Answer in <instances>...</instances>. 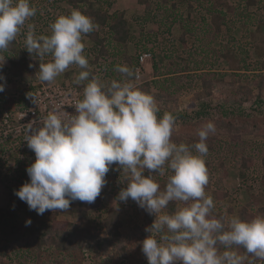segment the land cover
I'll use <instances>...</instances> for the list:
<instances>
[{
	"label": "clouds",
	"instance_id": "clouds-1",
	"mask_svg": "<svg viewBox=\"0 0 264 264\" xmlns=\"http://www.w3.org/2000/svg\"><path fill=\"white\" fill-rule=\"evenodd\" d=\"M35 14L30 0H0V51L8 48ZM95 27L79 10L58 16L50 24V35L37 36L34 25L28 24L25 49L41 61L51 57L39 63L36 75L41 82H54L72 65L85 69L74 83L88 82L83 98L75 101L74 114L65 118L59 108H53L41 123L28 124L25 141L35 160L26 168L29 182L15 195L38 215L67 210L76 200L91 204L100 196L110 166L117 164L129 178L116 199L130 198L155 214L145 228L150 235L141 242L148 264H244L245 257L231 250L233 245L264 259V215L250 220L232 217L226 223L223 217L211 215L215 205L205 192L209 177L204 157L215 125L207 122L197 129L199 142L177 144L172 141L176 118L168 112L157 117L154 97L129 79L139 78L129 67L117 65L115 70L124 79L111 80L107 86L98 77L89 80L82 39ZM3 63L0 56V70ZM4 80L0 75V81ZM5 83H0V92ZM166 171L167 183L161 190L152 173L164 176ZM173 201L182 206L172 214L163 212ZM25 225L30 226L31 219ZM218 245L225 250L220 252Z\"/></svg>",
	"mask_w": 264,
	"mask_h": 264
},
{
	"label": "rangeland",
	"instance_id": "rangeland-1",
	"mask_svg": "<svg viewBox=\"0 0 264 264\" xmlns=\"http://www.w3.org/2000/svg\"><path fill=\"white\" fill-rule=\"evenodd\" d=\"M91 1L95 8L102 7L110 11L115 10V8L123 9L126 18L134 29H136L134 27L136 19L140 20L145 13L141 3H135L133 0ZM173 1L178 3L180 0ZM191 1V7H181V16H179V12L175 14L177 18L180 17L179 21L177 20L174 23L171 20L174 17L171 11L170 13L158 11L152 21L149 20L143 24L141 33L136 31L137 35L129 43V53L135 55V53L142 50L143 46L145 48L152 47V53L151 57L147 58L141 66V77L136 79L134 75L129 79H132L136 85L152 79L164 81L163 83L168 85L177 79L185 80L188 78L185 83L180 80L183 86L173 92L175 101L170 106V110L175 113H186L190 116H187L183 122H179L180 120L173 115L176 120L172 141L177 144L184 143L191 146L199 142V137L196 134L197 129L207 122H212L216 131L214 134H210L206 140L208 154L204 157L209 177L205 192L213 198L215 205L212 213L223 214L225 223L232 217H239L240 211L243 212V210L246 212L248 210V213L253 215H264V111L257 107L253 99L245 104L241 112L236 111L232 98L237 96L238 93L234 91L235 94L232 96L229 91L230 86L242 85L244 87L247 85L255 87L254 83L256 81L264 79V7L261 5L262 0ZM222 1H225L228 7H240V14L237 15L239 17H237L236 22H229L235 19L236 16L225 4L221 3ZM111 3H114L115 7H112V5L110 7ZM30 6L36 9V14L25 22L17 35V41H25L28 24L34 25L36 35L41 31L49 32L51 31L50 24L58 16L66 15V12L71 10V7L61 0H33L30 1ZM205 9L207 11L208 9H224L227 16L226 20H229V23H221L219 31L208 27L193 29L198 34L200 30H206L203 32L204 34H200L194 39L196 44H192V39L188 38L184 46L179 36L184 30V26L190 25L186 24V18L196 17L198 20V17L203 15L206 19H209ZM168 25L171 27L169 31H167ZM95 28L98 29L99 26ZM202 36L204 37L202 38ZM82 42L85 45L83 54H89L87 56L89 68L86 70H93L95 76L103 77L106 74L109 59L99 57L98 61L93 62L95 55L92 52L91 45L94 43L85 36ZM190 51L193 53L191 59L188 56ZM24 53L28 54V51L21 49L19 52L20 55H24ZM168 54H170L169 57ZM0 56L4 57L3 64H7V58L1 52ZM44 59H51V57L48 56ZM117 59L116 65L127 66L134 73V70L126 62L119 57ZM170 60L176 61L183 68L166 71L165 66ZM154 64H156V69H154ZM32 65L35 72H38L36 64L32 63ZM171 67L174 68V64ZM115 68V66L110 68L112 73L114 72L115 76L124 79V76L117 72ZM83 70L85 69L72 65L60 74L52 84L64 85L69 83L76 87L83 98L85 84L77 86L71 80L75 79L79 72ZM156 70L160 72L156 73ZM0 75L5 78L0 83L6 81L4 91L0 92V103L6 99H16L13 106L9 108L14 111L19 107L18 105H22L23 101L29 102L28 95L31 94V90L27 89L28 85L26 83L15 77L12 78L9 74ZM200 75H204L214 82H226L228 89L225 90V96L228 94V99L224 102L223 97H219L216 100L218 105L216 111L210 110L207 112L206 110L208 115L201 114L198 116L194 114L195 109L193 110V107L197 108V102L193 100V97L196 91L201 89ZM29 80L30 82L33 80L39 81L36 74L30 77ZM100 82L104 84L102 80ZM254 91L256 92L257 89ZM18 97L20 99H17ZM217 119L221 123L216 122ZM229 121L240 124L242 131L238 132L237 128L228 126L227 122ZM8 144L9 140L0 141V242L4 239L10 241L11 238L8 237L7 233H4V230L8 229V224L13 223L16 228H19V237L12 243L16 247L21 245L24 239L27 238L29 235L28 227L32 225L31 223L30 226H26L23 231H20V224L24 218L27 215L46 218L48 211L43 215H38L34 210L25 211L21 208L22 203L15 195V191L24 183L29 182L26 168L34 162L35 155L27 150L21 152L16 146L8 147ZM144 174L148 175V170H145ZM152 174L153 179L163 190L167 183V171L164 176L154 172ZM128 178L129 175L119 165L113 164L105 176L106 184L94 203L89 205V203L76 200L70 203L67 210L50 212H52V215L56 212L55 216L58 219L69 221H76L79 217L86 218L91 221L92 226L101 230V226L97 224L98 217H105L109 213L110 207H121L119 231L123 240L132 244L138 237V232L145 231L148 225L144 221L143 212L133 200L129 198L126 202H121L116 199L119 191L126 187ZM175 203L176 209L178 206H182V202L175 201ZM147 234L150 235L148 232ZM146 237V235L142 236V240ZM24 249L19 247L18 254H13L12 251L9 252L10 257H14L9 261V256L6 259L2 257V259L8 264H107L102 259L95 260L92 257V248L89 244L83 245L82 250H80V258L70 262L66 260L59 262V259L57 261L54 252L51 251H55V249L41 247L34 252H26ZM60 256L59 253L58 257L60 258ZM127 258L128 260L114 256L110 262L111 264H148L145 255L140 250L134 251L132 256ZM244 264H250L247 261V256H245Z\"/></svg>",
	"mask_w": 264,
	"mask_h": 264
},
{
	"label": "trees",
	"instance_id": "trees-1",
	"mask_svg": "<svg viewBox=\"0 0 264 264\" xmlns=\"http://www.w3.org/2000/svg\"><path fill=\"white\" fill-rule=\"evenodd\" d=\"M33 1V0H30ZM65 4H67L69 7H71V10L66 12V15H69L72 10H79L82 14L90 17L93 21V23L96 26H99L98 29H94L93 32L86 34L85 37L89 40H91L94 44L92 46V52H94V59L93 62L98 61L97 59L99 57H107L108 64H107V70L106 74L103 77L95 76V72L93 70H88L90 72L89 80L95 76L98 77L99 80H102L104 82V85H108L111 80H122L121 77H117L114 75V72L112 73L113 66L116 65L117 57L122 59L124 62H126L130 68L134 70L135 66L138 64V55L141 52L149 51L152 53V47H144L141 51L138 53H135V55H131L129 53V43L134 40L136 34V31L141 33L143 24L146 21H149L158 14V11L160 12H168L171 14H174V17H172V21L175 23L177 20L179 21V18L175 15L179 12V16H181L180 9L181 7L186 6H192L191 0H180L178 3H176L173 0H133L135 3H141V6L144 10L143 17L140 20L136 19V23H134V27L130 25V22L125 16L124 10L115 8V10L110 11L108 9H103L102 7L95 8L92 4L91 0H61ZM198 1V0H194ZM222 4H225L227 8L231 11H233V14L236 16L235 19L229 21L230 23L236 22L238 14H240V7L239 6H229L226 4L225 1L221 2ZM180 6H179V5ZM114 6V3H111L109 6ZM261 5L264 7V0L261 1ZM115 7V6H114ZM204 11V9H203ZM207 15H209V19H206L203 15L201 17H198V20L196 17H188L186 18V24H190L184 26V30L180 33V40L182 44L185 46L186 41L188 38H191V43H195V38L200 35L204 34L206 29L203 31L200 30V33L198 34L196 30L198 28H213L215 31H219L220 24L223 22L229 23L226 20V12L224 9L214 10V9H208ZM242 20V19H241ZM225 24V23H224ZM170 25L167 26V31L170 30ZM51 31L44 32L41 31L37 34L39 35H50ZM204 36H202L203 38ZM163 39V38H162ZM200 47L199 45H195ZM25 49V43L21 41H17L16 39L12 41L8 48L6 50L0 51L5 58H7L8 63L3 64L2 70H0V74H9L12 78H17L21 82L28 84L29 90H33L35 88L34 85H31L29 78L34 76L36 74L33 67H29V65L32 63L36 64V67L39 69V63L42 62H48L50 59H44L43 61L40 60L39 57H37L35 54H25L20 55V50ZM175 52V50H174ZM89 55V54H88ZM88 55H85L87 58ZM192 51L189 52L188 56L190 59L192 58ZM168 57L170 54L167 55ZM48 56H45L44 58H47ZM34 61H31V60ZM189 59V60H190ZM192 62V60H191ZM171 63V64H170ZM114 64V65H113ZM174 64V68L171 67V65ZM197 66V65H196ZM166 71H170L172 69H181L179 63H177L174 60H170V62L165 66ZM156 64H154V69H156ZM160 71L156 70V73H159ZM206 75V74H204ZM200 75L199 78L201 79V89L199 91H196L194 94L193 100L197 102V108L193 107L194 114H197L198 116L201 114L208 115L207 112L210 110L218 109L217 105V99L219 97H223V101L226 102L228 99V94L225 96L226 92L225 90L228 89V84L224 81H220L218 83L214 82L211 79L206 78L205 76ZM187 77V76H186ZM188 79V78H187ZM187 79L182 80L177 79L176 81H172L170 84L163 83L164 81H158L156 79H152L149 81H145L142 84L136 85L141 91L152 95L154 97V100L159 108V112L157 113V117L163 116L165 112L171 113L172 115L176 116L179 122H183L187 116H190L186 113H175L170 110V106L175 101L174 97V91L178 89L180 86L182 87L183 84L180 83V80H182L184 83L187 82ZM74 83L75 79H71ZM88 81H85L81 84H76L77 86H81L83 84H86ZM255 87L257 91L254 90L255 87L247 86L245 85L242 87L240 86H230L229 91L230 95L233 96V94L238 93L237 96L232 98L233 104L236 107V111L241 112L242 108L245 106L246 103H248L250 100H254V103L257 105V107L264 111V79H260L256 81ZM27 91V90H26ZM235 91V93H234ZM223 95V96H222ZM17 99H20L18 97ZM14 98L12 99H6L1 101L0 103V109L2 108H11L13 106ZM203 100V101H201ZM192 101V102H194ZM222 102V103H224ZM28 102L23 101L22 105H18L19 108H22L27 105ZM211 114V113H210ZM219 120L217 119L216 122ZM219 123H221L219 121ZM228 126L232 128H237L238 132L242 131L240 128V124L231 123L230 121L227 122ZM236 126V127H235ZM19 201H21L19 199ZM22 206L21 208L25 211H30L27 204L23 201H21ZM91 205V204H89ZM109 213L101 218H99V221H97V224L101 226L100 229H96V227L92 226L91 221H89L86 218L79 217L76 221H69L65 219H58L57 216H55V213L48 211L46 218L43 217H34L27 215L24 220L21 222L20 231H23L26 227L25 221L27 219H31L32 225L28 227L29 235L26 239H24V242L21 245H18L14 247L12 244L13 241L17 240L19 237V228H16V225L13 223L8 224V229L4 230V233L10 237V241H7L4 239L2 242H0V264H8L5 262L7 256H9L8 261L11 258L9 252L12 251L13 254H18V248H25L24 250L26 252H34L36 249H39L41 247H46L48 249H55L51 250L54 252L55 259L59 262L62 260L66 261H72L76 260V258H80V250H82L83 245L89 244L92 248V257L97 259H102L107 262V264H111L110 260L115 257H123L128 260L127 257L132 256L134 251L140 250L142 252L141 242L142 236H148L146 231L138 232V237L133 241L132 244L126 243L121 235V232L119 231V226L121 224L120 221V214L122 212L121 207H110ZM140 210L143 212L145 218L144 221L148 226L152 224L155 218V214H149L144 209L140 208ZM176 210V203L175 201L170 202L166 209L163 210V212L172 214ZM247 210L243 212L240 211V219L241 220H250L253 217L257 216L256 214L248 213ZM211 215L215 218H224V215L221 213H211ZM227 228V227H226ZM30 239H29V238ZM157 239H159V235L156 236ZM21 239V238H20ZM218 249L220 252H223L225 248L222 245H218ZM236 252H238L242 256H247L248 263H257L261 262L264 264V259H259L254 257L252 254H249L246 252V250L242 246H236L233 245L232 249ZM59 253L61 254L60 258L58 257ZM3 260V261H2ZM130 260V259H129Z\"/></svg>",
	"mask_w": 264,
	"mask_h": 264
},
{
	"label": "built area",
	"instance_id": "built-area-1",
	"mask_svg": "<svg viewBox=\"0 0 264 264\" xmlns=\"http://www.w3.org/2000/svg\"><path fill=\"white\" fill-rule=\"evenodd\" d=\"M150 57L149 51L141 52L138 55V64L134 68V74H138L139 78L142 74L143 62ZM30 84L34 85L35 88L31 90L30 96L32 98L29 97L26 106L14 111L9 108L0 109V141L9 140L8 147L16 146L21 152L27 150L35 155L25 141V130L28 124L32 121H36L37 124L41 123L43 117L53 108H59L67 118V116L75 113V101L82 99V96L76 87L69 83L62 85L33 80Z\"/></svg>",
	"mask_w": 264,
	"mask_h": 264
}]
</instances>
